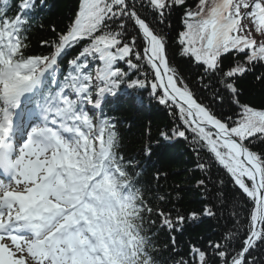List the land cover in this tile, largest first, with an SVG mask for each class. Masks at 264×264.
Wrapping results in <instances>:
<instances>
[{
	"label": "snow or ice",
	"instance_id": "snow-or-ice-1",
	"mask_svg": "<svg viewBox=\"0 0 264 264\" xmlns=\"http://www.w3.org/2000/svg\"><path fill=\"white\" fill-rule=\"evenodd\" d=\"M46 4L0 0V264H264V107L239 87L264 84V0H79L35 54ZM133 92L171 119L155 144L194 153L199 212L163 207L125 151L107 109ZM153 149L149 129L145 160ZM204 218L217 238L181 249L177 233Z\"/></svg>",
	"mask_w": 264,
	"mask_h": 264
},
{
	"label": "trees",
	"instance_id": "trees-1",
	"mask_svg": "<svg viewBox=\"0 0 264 264\" xmlns=\"http://www.w3.org/2000/svg\"><path fill=\"white\" fill-rule=\"evenodd\" d=\"M189 4L195 0H188ZM79 0H47L46 7L37 13V19L31 32V51L35 54H47L48 49L43 47L41 42L52 40L55 34L51 31L54 26L57 31H62L70 23L78 9ZM16 11L14 5L12 12ZM174 29L179 25V14L174 16ZM42 25V27H41ZM173 35L175 34L173 30ZM174 52V49L171 50ZM77 50H71L62 59L61 69H67V61L70 60ZM179 70L189 76L192 86L194 83L195 71L176 57ZM232 63L231 57L224 58V65ZM239 87L243 93L242 99L252 105L264 107V84L255 81L251 75L242 79ZM108 114L118 122V130L123 138L125 151L129 156H139L145 162L143 179L147 181L158 195L166 196L163 207L168 209H179L184 214L193 211L199 212L203 207L202 194L196 186L197 180L202 176L195 165L196 158L188 143L183 140L164 141L160 140L157 145L155 141L159 139L161 130L172 127V122L163 106L155 101H150L147 94H144L142 102H137L136 94L133 92L128 98L122 99L116 105H110ZM149 129L151 140L154 144L153 155L150 160H145L142 149L148 143ZM159 172V181L153 177ZM242 206V205H241ZM230 209L224 211V215L229 214ZM223 223V221H221ZM219 232L217 222L210 218L203 221L188 220L184 225L182 234L177 233L181 249L186 251V244L195 242L203 245L209 237L216 239L214 233ZM168 236L161 234L160 240L166 241Z\"/></svg>",
	"mask_w": 264,
	"mask_h": 264
}]
</instances>
